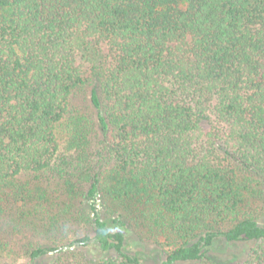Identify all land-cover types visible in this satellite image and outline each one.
<instances>
[{
  "label": "trees",
  "instance_id": "16d2710c",
  "mask_svg": "<svg viewBox=\"0 0 264 264\" xmlns=\"http://www.w3.org/2000/svg\"><path fill=\"white\" fill-rule=\"evenodd\" d=\"M253 199L264 0H0V251L27 221L84 228L32 242L33 262L153 264L144 227L160 264H213L220 241L264 264Z\"/></svg>",
  "mask_w": 264,
  "mask_h": 264
},
{
  "label": "rangeland",
  "instance_id": "374dc122",
  "mask_svg": "<svg viewBox=\"0 0 264 264\" xmlns=\"http://www.w3.org/2000/svg\"><path fill=\"white\" fill-rule=\"evenodd\" d=\"M77 104L80 107H85L88 104L86 100V95H81L77 99ZM25 179V176L22 177ZM256 209V212L260 214V221L264 222V203L262 199H253V208ZM25 228L19 232L9 233L4 235V240H7V245L5 248L0 251V264H54L55 261L61 262L63 264H70L71 261L76 260L72 259V255H64L62 258H59L57 254L47 255L43 258L33 262L28 256L27 250L30 247L32 242L38 240L49 242L57 241L60 242L66 238H73L76 233L84 232V228L80 225H73L71 228L67 227L65 230H59L58 237L56 239H51L52 232L49 231V228L46 225L36 224L32 222H25ZM47 231V232H46ZM138 232L142 233L145 237V241H140L136 238L135 233L131 235L134 243L145 249L150 255L151 262L153 264H160L161 260L164 258L165 252L161 248L160 244H155L157 241L155 237L147 234L149 231L147 228L141 227L138 228ZM148 241V242H147ZM253 242H243V243H227L225 241H220L216 247L210 253L213 258V264H242L244 260L248 257L251 248L253 247ZM78 259H81L83 255L86 257H93L96 255V252L92 248H81L78 251ZM75 254V253H74ZM58 258V259H57ZM177 264H211L209 262H182Z\"/></svg>",
  "mask_w": 264,
  "mask_h": 264
}]
</instances>
